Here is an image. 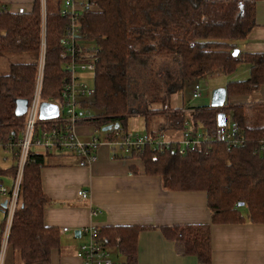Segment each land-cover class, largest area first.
Returning a JSON list of instances; mask_svg holds the SVG:
<instances>
[{"label":"trees","instance_id":"trees-1","mask_svg":"<svg viewBox=\"0 0 264 264\" xmlns=\"http://www.w3.org/2000/svg\"><path fill=\"white\" fill-rule=\"evenodd\" d=\"M62 1L51 0L49 7L46 0L41 99L48 103L60 99L67 77L63 67L69 54L60 40L70 23L60 16ZM257 1L82 0L86 6L77 17L81 43L100 49L94 72V115L84 125L92 131H100L104 126L118 124V129L105 132L108 138L114 133H126V120L137 113L132 104L137 98L130 92L136 81L149 91V102L162 101L165 105V98L159 97V93L167 86H157L151 79L153 55L177 57L180 83L174 87L214 75L230 77L241 64L247 63L249 77L227 81L226 98L251 93L264 82V55L238 53L233 56V51L237 48L236 42L245 39L255 25ZM39 45L38 0H34L29 12L0 8V56L31 57L28 63H11L7 73L0 74L1 146L16 141L23 131L24 115L17 117L15 106L17 100L31 101ZM185 109L192 110L191 121L200 125L211 141L185 155L177 150L152 151L145 147L132 151L131 157H139L145 173L159 176L165 189L206 192L210 225L245 221L264 224V153H254L264 139V106L247 109L244 105L225 103L221 108L206 105ZM166 110V117L164 112L162 114L166 126H159L165 131H180L187 118L183 109ZM221 112L226 116V125L230 121L237 124L246 139L245 147H227L221 140L226 130V125L223 128L217 125L216 118ZM153 113L157 115L159 111ZM140 116L148 123L152 119L144 113ZM45 157L46 154L31 153L24 167L5 264H49L52 250L60 245L59 231L43 223L44 208L49 201L41 188L39 169L45 165ZM15 170L12 162L8 169H0V174L12 178ZM239 203L243 205L238 206ZM209 228L204 225L181 233L187 253L194 247L207 248ZM178 229L164 232L167 237L179 239ZM1 230L2 225L0 236ZM137 230H97V240L104 245L117 246L125 257L124 264H134Z\"/></svg>","mask_w":264,"mask_h":264},{"label":"crops","instance_id":"crops-1","mask_svg":"<svg viewBox=\"0 0 264 264\" xmlns=\"http://www.w3.org/2000/svg\"><path fill=\"white\" fill-rule=\"evenodd\" d=\"M33 2L0 0V8L29 12ZM254 20L247 37L236 42L239 54L264 55V0L255 3ZM249 70L250 65L244 63L232 76L221 75L223 78L211 85L210 92L225 88L229 80L247 79ZM225 103L244 105L247 109L264 106V82L247 95L226 98ZM206 105L209 104L200 106ZM181 108L191 118L192 110ZM152 124L150 130L157 125ZM77 132L81 140L90 141L93 131L81 126ZM167 132L175 134L172 130ZM101 142L96 150L97 162L91 166L79 167L73 156L46 153L45 165L39 169L41 188L49 201L44 208L43 223L55 227L60 237V245L52 250L49 264H82L77 252L90 241L85 230L91 227L99 231L138 229L134 264H264V224L245 221L210 225L206 192L165 189L159 176L145 173L139 157ZM79 190L87 192L85 199L77 196ZM204 225L210 226L207 248L194 247L187 253L181 233ZM64 228L68 229L65 233ZM175 228L180 230V240L165 235V229ZM76 230L80 231L78 237L74 234ZM105 246L114 264L125 263L117 246Z\"/></svg>","mask_w":264,"mask_h":264},{"label":"built area","instance_id":"built-area-1","mask_svg":"<svg viewBox=\"0 0 264 264\" xmlns=\"http://www.w3.org/2000/svg\"><path fill=\"white\" fill-rule=\"evenodd\" d=\"M40 7V45L37 70L34 78V88L30 103L24 114L23 131L16 141H10L3 147L12 154L15 162V175L11 178V185L4 186L0 182V196L4 200L0 203V225H2L0 236V264H5L6 254L9 243V234L14 213L17 209L19 190L21 187L24 167L27 163L29 154L44 152L45 154L69 155L77 158L79 167H88L97 162V148L102 143L96 130L92 132L90 141H83L79 138L77 129L84 126L93 118L94 112L92 100L94 98V89L86 87L82 80L83 74L95 72L98 62L100 49L91 48L82 44L79 36V25L77 17L79 12L85 9L86 4L82 0H63L59 9L60 16L69 20V26L66 28L61 46L69 54V58L64 65V71L67 74L63 82L60 99L54 102L58 108V115L51 120H40L39 110L43 103L41 99V90L43 84V73L45 65V43H46V0H38ZM200 81L196 82L192 97L199 98ZM200 125H194L191 119L186 118L180 131L173 135L156 127L144 134H124L114 133L109 138L102 141L109 147L130 153L134 150L141 151L148 147L154 150H177L180 155L194 152L202 145L212 140L207 132L201 130ZM179 134V136L177 135ZM221 140L227 147L243 148L246 145V139L239 130L235 122H228L226 130L221 136ZM256 154L264 153V139L258 143ZM87 192L79 190L77 196L85 199ZM5 203V208L1 205ZM68 229H62L67 232ZM90 235V241L80 246L77 257L82 264H114L106 246L97 240V230L88 228L85 230Z\"/></svg>","mask_w":264,"mask_h":264},{"label":"rangeland","instance_id":"rangeland-1","mask_svg":"<svg viewBox=\"0 0 264 264\" xmlns=\"http://www.w3.org/2000/svg\"><path fill=\"white\" fill-rule=\"evenodd\" d=\"M50 1L51 0H48L49 7L51 6ZM176 58L177 57L175 56L153 55L150 59L151 79L153 83H155L157 86L161 85L162 88L165 85L167 86L166 88L164 87L163 91L159 93V97L162 96L165 98V105H163L162 101H158L157 103L149 102L150 96L149 91H147L146 87H143L144 85L142 84L140 85L138 81L133 82L130 92L136 95L137 99L136 101L133 100L132 104L137 113L133 116H130L126 120L125 127L128 129L127 132H131L132 134L147 133L151 128V124L153 123L155 125V122L158 126H162V124L166 126V122L164 121L165 119L162 114L164 112L166 117L165 111H167V108H188L209 104V94L211 85L215 83L216 80H218L219 78L222 79L223 77L221 75H214L209 76L208 78H204L199 83L201 96L199 98H193L192 90L195 85V82L191 84H186L184 86H180L179 84L180 87H174L176 83H180L178 75V61L176 60ZM30 61L31 57L29 55L0 56V74L7 73L8 67L11 63H28ZM144 79L142 78V81H144ZM82 80L87 88L94 89L95 78L93 73L83 74ZM170 86L172 87L171 89ZM152 93L154 94V92ZM162 105L166 108H164ZM155 111H159V113L157 115H153V112ZM141 113L147 114L149 119L152 118L151 121H149V123L145 122L144 118L140 116ZM82 127L89 126L84 125ZM95 135H98L100 137V140L102 141V139H104L105 137V132L96 131ZM177 135L179 136V134ZM12 161V154L7 152L3 147L0 146V169L10 166L12 164ZM0 182L3 183V185L6 187L10 186L11 178L7 174H0ZM3 200L4 197L0 196V203ZM70 236L72 237V234H70ZM118 259H120V257H118Z\"/></svg>","mask_w":264,"mask_h":264},{"label":"water","instance_id":"water-1","mask_svg":"<svg viewBox=\"0 0 264 264\" xmlns=\"http://www.w3.org/2000/svg\"><path fill=\"white\" fill-rule=\"evenodd\" d=\"M238 54V50L235 49L233 51V56H236ZM226 100V89L224 87L215 88L211 90L209 95V106L211 108H221L224 106ZM27 101L26 100H17L16 106H15V115L17 117L23 116L27 109ZM58 115V108L55 104L43 102L40 106L39 110V118L40 120H51L56 118ZM217 125L220 128L225 127L226 125V116L224 113H218L217 115ZM119 125L116 124L115 126L107 125L101 128V132H108L111 129H118ZM242 203H239L238 206H242ZM3 208H5V203H2L1 205ZM75 237H78V234H80V231L74 232Z\"/></svg>","mask_w":264,"mask_h":264}]
</instances>
